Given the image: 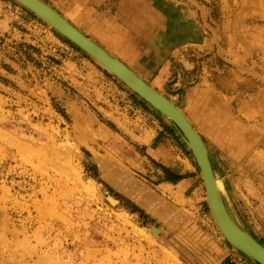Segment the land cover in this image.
Wrapping results in <instances>:
<instances>
[{
	"label": "rangeland",
	"instance_id": "obj_1",
	"mask_svg": "<svg viewBox=\"0 0 264 264\" xmlns=\"http://www.w3.org/2000/svg\"><path fill=\"white\" fill-rule=\"evenodd\" d=\"M44 1L181 107L233 218L264 244V0ZM160 128L194 177L187 192L171 187L165 212L141 201L159 190L143 144ZM235 256L174 124L18 1L0 0V264Z\"/></svg>",
	"mask_w": 264,
	"mask_h": 264
},
{
	"label": "water",
	"instance_id": "obj_2",
	"mask_svg": "<svg viewBox=\"0 0 264 264\" xmlns=\"http://www.w3.org/2000/svg\"><path fill=\"white\" fill-rule=\"evenodd\" d=\"M16 1L93 57L126 84L137 96L153 106L174 124L200 168L211 212L222 233L247 263H250L249 260H251L255 264H264V244L249 231L242 229L228 212L218 189L209 148L181 107L143 79L124 61L82 32L44 0ZM117 202L119 203L118 199Z\"/></svg>",
	"mask_w": 264,
	"mask_h": 264
},
{
	"label": "crops",
	"instance_id": "obj_3",
	"mask_svg": "<svg viewBox=\"0 0 264 264\" xmlns=\"http://www.w3.org/2000/svg\"><path fill=\"white\" fill-rule=\"evenodd\" d=\"M92 5L87 7L91 8ZM88 8V9H89ZM87 11H85L86 13ZM154 12V11H152ZM155 13V12H154ZM90 15L86 13V15ZM153 14V13H152ZM84 14L82 13V16ZM82 18V17H81ZM83 20V19H81ZM107 28H110V24L108 23ZM125 46V45H124ZM134 46H131L130 49H134ZM124 55L128 57L135 56L133 51L129 49L124 50ZM132 54V55H131ZM155 54H152V63L157 62ZM146 142L149 140H145ZM143 147H145L146 153L151 156L152 160L159 163L161 169H157L158 174L162 175L159 182L155 185L159 187V190L156 188H152V192H145L141 196L142 203L146 205L152 206V209L155 212L166 211L167 209H172V202L169 200V192L172 186H178L182 188L183 191L187 192L192 185V180L194 177L191 175V170H189L186 166L184 168L181 166L184 165L182 158V151L178 149V147L174 144L173 139L167 133L166 130L160 128L157 130L150 142L144 143ZM180 159L181 162H178ZM162 188L166 189L164 192ZM164 194V195H163ZM140 206L143 205L140 203ZM225 264H236V258H230L226 260ZM248 264H255L250 261Z\"/></svg>",
	"mask_w": 264,
	"mask_h": 264
},
{
	"label": "bare ground",
	"instance_id": "obj_4",
	"mask_svg": "<svg viewBox=\"0 0 264 264\" xmlns=\"http://www.w3.org/2000/svg\"><path fill=\"white\" fill-rule=\"evenodd\" d=\"M246 110V109H245ZM249 112V111H248ZM213 167V171H214V166H212ZM214 174H215V177H216V180H217V184H218V189H219V191H220V194H221V196H222V198H223V201H224V203H225V206H226V208L228 209V207H227V205H226V200H225V196L224 195H226V191H225V187H224V185L220 182V180L218 179V177L216 176V173H215V171H214ZM208 197V196H207ZM108 199L112 202V203H118L117 202V199H115V198H113V197H111V196H109L108 197ZM110 202V203H111ZM228 212L230 213V211H229V209H228ZM230 215L232 216V214L230 213ZM232 218H233V216H232ZM235 221H236V223L240 226V227H242L241 226V224L235 219V218H233ZM242 229H244L243 227H242ZM158 231H159V229H158Z\"/></svg>",
	"mask_w": 264,
	"mask_h": 264
},
{
	"label": "built area",
	"instance_id": "obj_5",
	"mask_svg": "<svg viewBox=\"0 0 264 264\" xmlns=\"http://www.w3.org/2000/svg\"><path fill=\"white\" fill-rule=\"evenodd\" d=\"M236 258V264H248L243 258L240 256H235Z\"/></svg>",
	"mask_w": 264,
	"mask_h": 264
},
{
	"label": "trees",
	"instance_id": "obj_6",
	"mask_svg": "<svg viewBox=\"0 0 264 264\" xmlns=\"http://www.w3.org/2000/svg\"><path fill=\"white\" fill-rule=\"evenodd\" d=\"M138 210V209H137Z\"/></svg>",
	"mask_w": 264,
	"mask_h": 264
}]
</instances>
